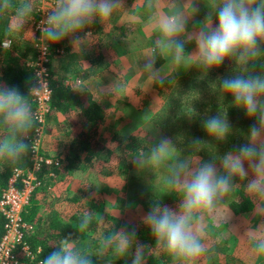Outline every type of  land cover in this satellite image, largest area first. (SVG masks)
<instances>
[{
	"label": "clouds",
	"instance_id": "9594fccd",
	"mask_svg": "<svg viewBox=\"0 0 264 264\" xmlns=\"http://www.w3.org/2000/svg\"><path fill=\"white\" fill-rule=\"evenodd\" d=\"M209 6L214 9L215 23L213 19L208 21L207 16V23L199 27H190L192 18L180 11L153 17L155 46L138 65L140 73L162 87L166 78L161 67H156L158 59L177 67L194 60L192 67L206 75L230 61L234 66L232 72L219 78L218 87L225 97H231V107L242 110L252 121L243 134V142L219 159L205 161L197 155L174 156L176 145L170 138L159 137L150 142L147 135L148 152H140L130 160L137 172L164 169L168 189L181 194L176 209L153 202L141 217L155 247L169 256L173 264H196L205 251L198 223L203 214H211L222 205L224 197L238 187V181L246 182L247 196L264 203V0H209ZM33 8L32 0H22L18 5L13 0H0V19L8 20L9 31L20 32L29 23ZM123 8L124 0H56L38 25L40 39L46 43V48L41 50L46 52L48 47L65 39H69L73 50L80 49L91 34L88 29L97 22L103 25ZM189 43L195 44L191 52L186 51ZM0 47L3 48L2 44ZM42 79L36 76L29 85L28 95L18 87L0 84V132L3 133L0 161L14 164L29 154V141L38 120L29 97L42 90ZM118 87L112 82L104 90ZM71 90L88 93L79 80L72 84ZM198 115L193 109L188 116ZM202 127L216 142H224L232 134L227 114L205 116ZM129 135L134 136V132ZM124 142L127 144V138ZM201 142L195 139L192 145ZM95 213L86 209L74 227L75 233L61 238L39 264H118L121 260L147 264L145 246L139 242L135 227L114 226L113 231L102 235L95 252L83 250L79 246L80 235L76 237V233L89 229ZM246 235L254 251L264 255V223L246 229Z\"/></svg>",
	"mask_w": 264,
	"mask_h": 264
},
{
	"label": "rangeland",
	"instance_id": "374dc122",
	"mask_svg": "<svg viewBox=\"0 0 264 264\" xmlns=\"http://www.w3.org/2000/svg\"><path fill=\"white\" fill-rule=\"evenodd\" d=\"M184 1L186 0H152L149 2L124 0L125 8L116 12L119 14L118 20L113 18L112 21L110 18L103 25L101 24L105 33L103 40H96V42L92 40L93 38L85 40L80 49L73 51L74 57L80 64L83 63L84 66H87L85 62L89 56L93 55L94 60L104 64L108 70L100 71L104 65H97L98 71L90 72L89 69L85 70L86 68L81 67L82 70L79 71L82 73L71 74L69 70L65 69L68 57L71 55L64 44L63 49H59L58 54L53 56L50 62V71L54 73L58 81H62L68 88H71L72 84L79 80L105 113L104 122L99 126L96 137L103 146L99 157L85 172L70 171L68 174L63 170L61 176L55 180V188L60 187L63 176L68 175L72 182L70 184L67 176V183L63 188L65 197L69 198L78 194L84 196L83 201L85 199L100 201L101 198L102 201L98 209H103L102 211L105 210L104 212L110 215L116 228L141 220L142 215L149 210L153 202L159 200L162 204L176 209L179 199H181L178 191H170L166 186V171L164 169L137 172L130 162L132 158L126 153L124 140L129 137L134 138V143L139 144V147L144 146L142 152L147 153L150 149L147 135L150 142L159 137H166L150 123L155 113L163 105L166 95L156 89L155 84L146 74L140 73L138 65L145 53L155 46L157 33L152 27L153 17L180 11L192 18L190 27L192 25L203 26L204 23H207L205 21L207 16L208 21L213 19L215 23L214 9L209 6V0ZM55 2L56 0H37L35 6L43 8L42 12L46 14ZM115 22H119V26L116 28H121L126 23L133 24L132 29L135 31L128 34V31L123 32L124 30L118 29L112 32L113 37L110 38L108 35H110L111 29L115 28ZM32 23L33 20L30 19L25 27L28 44L34 39ZM111 39L113 40L111 41ZM65 42L67 44L68 41ZM87 44H90L89 48H93L95 45L98 48L93 49L91 54H87ZM41 47H46V43L42 40ZM194 48V43L186 45V51L191 52ZM96 54H98L97 58L94 56ZM163 62L162 73L166 79L169 78L171 81H176L179 76L183 75V67L188 70L194 64V60H189L185 65L177 67L166 61ZM79 63L77 64L79 65ZM112 82H116L120 87L106 92L105 86ZM78 114V111H73L71 118L65 120L64 116L58 117L49 113L44 127L47 134L43 135L38 153L45 151L51 156L58 155L57 158L60 161L65 160V157L72 156L73 154H68L70 140L73 139L72 136H77L84 127L83 119L77 116ZM71 120L74 126L70 130H73V133H71V137L66 138L70 128L67 126V122ZM132 131L134 136L129 135ZM109 143L112 144L109 145ZM133 146L135 147V145ZM198 157L202 159L200 156ZM96 186H99V189ZM243 189L245 191L244 184ZM53 191H50L49 194L52 195ZM250 198L254 206L248 213L232 214L224 197L219 208L211 214H203L197 227L201 231L205 251L197 259L196 264H264V255H258L254 251V245L246 235V229L264 223V203L256 202L252 197ZM55 200L54 197L50 203V210L47 209L45 214L50 213L53 208L58 210L65 207L64 202L60 203ZM45 221L46 219L44 223ZM151 253L149 261L157 264L159 251L154 250Z\"/></svg>",
	"mask_w": 264,
	"mask_h": 264
},
{
	"label": "trees",
	"instance_id": "16d2710c",
	"mask_svg": "<svg viewBox=\"0 0 264 264\" xmlns=\"http://www.w3.org/2000/svg\"><path fill=\"white\" fill-rule=\"evenodd\" d=\"M143 1L149 2L152 0ZM21 2L22 0H13V3L17 5ZM36 2L37 0H32L34 8L31 19L34 22L40 17L39 11H37L35 6ZM31 28L33 31V24ZM132 28L133 24L126 23L119 30L128 31V34H131L135 31ZM91 29H96L97 35L100 34L99 26L93 25L88 30L91 31ZM39 38L40 35L34 33V39L31 44L21 47L19 33L9 31L8 20L0 19V45L5 41L10 42L8 48L0 47V84L18 87L21 93L28 95L29 85L35 81L32 64L37 56L35 45L39 43ZM63 44V41H61L47 49L49 55V63L47 64L49 73L48 84L51 92L48 103L49 113L64 116L66 120L71 118L73 111H78L79 114L77 116L83 119L84 127H82L77 136H72L73 130L71 131L70 129L74 126L73 122L72 120L67 122V126L70 128L66 138L71 136L73 138L70 140L68 154L73 155L65 157V160L60 161L57 158L58 155L51 156L45 151H39V156L43 160H49L51 164L43 163L39 167L38 172L35 174L36 186L31 192L28 204L22 212L23 222L34 225L33 232L24 237V242L29 246L34 259L30 261L29 258L20 255L18 258L20 264H39L40 259L46 256L53 247L57 246L61 238L68 233H75L74 227L80 223L81 216L86 209L90 208L96 213L89 229L84 233H76V237L80 235L79 246L83 250L95 252L98 249L102 235H107L113 231L115 226L110 215L104 212L105 210L98 209L102 201L100 197V201L98 199L88 201L85 199L83 201L84 196H79L78 194L69 198L64 197L63 192L65 191L63 188H65L67 183L66 178L68 175L63 176L60 187L55 188L54 185L55 180L60 177L63 170L68 174L70 171L85 172L90 168L93 161L97 160L103 150V146L96 138L97 131L105 119L104 111L95 103L89 92L84 94L74 93L62 81H58V78L50 71V62L53 56L57 54L55 49H63ZM72 62L76 61L72 60ZM163 63L162 59H158L156 67H162ZM233 67L230 61H225L221 67L213 69L208 75L199 72L195 67H191L188 70L183 67L184 73L176 81H171L167 78L165 85L162 87L155 84L156 89L164 92L166 98L150 123L176 145L174 156L195 157L197 155L205 161L212 158L219 159L220 156L230 151L233 146L243 142V134L247 132L252 121L247 119L242 110L231 107V97H225V94L218 87L219 78L230 75ZM73 68L68 67L67 70L71 74H76L79 69L77 67ZM29 99L34 111L36 102L32 96ZM193 109L199 115L195 118H189L188 115L191 114ZM217 113L221 115L227 114V119L232 127V134L224 142H216L214 138L208 137L202 127V120L205 116H214ZM2 134L0 132V135ZM44 134H47L46 130L43 131ZM195 139H199L202 142L193 146L192 141ZM134 140V138L129 137L127 144H125L126 153L131 158H134L144 149V146L139 147V144H135ZM29 142L31 149V140ZM57 164L60 165L58 166ZM30 166L31 150L28 155L14 164L0 161V199L11 175L16 170L25 171ZM67 179H69V176ZM68 181L71 184V178ZM52 190L54 191L51 195L49 193ZM178 195L182 198L179 192ZM54 197L60 203L64 202L65 207H61L58 210L53 208L50 213L45 214L44 212L47 209L50 210V203L54 200ZM225 200L228 209L234 215L248 213L252 211L254 206L250 196H247L242 187H240V181H238V187L225 196ZM41 221L43 222L41 223ZM4 223L5 219L0 212V241L4 236ZM124 227L129 229L132 227L136 228L138 240L145 246V252L148 255L147 264H154L149 261V257L152 256V251L158 249L155 247L152 235L147 227L141 223V220L128 223ZM19 251L20 247H17L16 253L18 254ZM158 251L157 264H173L169 256L160 250ZM118 264H128V261L121 260Z\"/></svg>",
	"mask_w": 264,
	"mask_h": 264
},
{
	"label": "built area",
	"instance_id": "2783aa9c",
	"mask_svg": "<svg viewBox=\"0 0 264 264\" xmlns=\"http://www.w3.org/2000/svg\"><path fill=\"white\" fill-rule=\"evenodd\" d=\"M43 8L38 7L39 19L33 21L34 33L40 35L38 25L45 17L42 12ZM9 41L2 43L3 48H8ZM37 56L32 64L34 68V76H41L42 90L32 95L36 102L34 112L37 114V126L31 138V166L23 170H16L8 179L7 187L3 190L0 199V212L2 213L4 223V236L0 241V264H20L18 258L23 255L33 261L34 255L29 246L24 242L25 235L31 234L34 230V225L25 223L22 220V212L24 207L28 204L31 192L36 186V172H38L41 164H51L49 160H43L38 153V148L41 143L43 131L45 127V120L49 116L48 103L50 100V88L48 84V51L43 52L41 49V39L35 45ZM46 48V47H45ZM59 49L55 50L58 54ZM56 54V55H57ZM47 56V57H46ZM31 66V64H30ZM20 247L17 254L16 249Z\"/></svg>",
	"mask_w": 264,
	"mask_h": 264
},
{
	"label": "crops",
	"instance_id": "0c3cea01",
	"mask_svg": "<svg viewBox=\"0 0 264 264\" xmlns=\"http://www.w3.org/2000/svg\"><path fill=\"white\" fill-rule=\"evenodd\" d=\"M187 1V0H186ZM186 1H184V2H186ZM116 12H118V10L116 11ZM116 12L115 13H113V15H112V17H111V20L113 21V18H115L116 19V21L118 20V17H119V14L117 13L116 14ZM116 24H115V28L113 27L112 29H111V33H110V35H108L110 38H112L113 36H112V32L113 31H116V30H118L119 28H116V27H118L119 26V22L117 23V22H115ZM94 25H97V26H99V28H100V34L99 35H97V33H96V29H91V34L87 37V39L86 40H88V39H91V38H93L92 40H103V34H105L104 33V29H103V26L100 24V23H95ZM113 25H114V22H113ZM25 27H26V25H25ZM90 31V30H89ZM106 32H109V31H107L106 30ZM19 33V37L21 38V44L22 45H20L21 47L23 46V45H30V44H28L27 43V41H28V38H27V33H26V29H24V30H22V31H20V32H18ZM94 36H95V38L96 39H94ZM114 39V38H113ZM113 39H111V41L113 40ZM32 41V40H31ZM65 41H68L67 42V44H66V42ZM128 41V40H127ZM94 42V41H93ZM96 42V41H95ZM63 43H64V45L67 47V49H68V51L70 52L69 54L71 55V57L76 61V62H72V58L71 57H68V61H67V63H66V65H65V69H67L68 67H77V69H81V67L82 68H86L85 70H90V71H92V72H95L96 70L98 71V67H97V65H104V64H102V63H98V62H96V60H94V57H93V55L92 56H89V59L87 60V62H85L86 64H87V66H84L83 65V63L82 64H80L79 62H78V59H76L74 56H75V54L73 53V51H75V50H73L72 49V47H71V44H70V41H69V39H65V40H63ZM89 45L90 44H87V51H86V53L87 54H91V52H92V50L94 49H97L98 47L95 45V46H93V48H89ZM91 45H94V44H91ZM74 54H72V53ZM96 58L98 57V54H96V55H94ZM0 61H1V54H0ZM73 63V64H72ZM77 63H79V65L77 64ZM77 64V65H76ZM76 65V66H75ZM100 68V67H99ZM74 69V68H73ZM108 70V68H106V66L104 65V68H102L100 71H102V70ZM76 70V69H75ZM82 70V69H81ZM78 71V70H77ZM78 73H82V72H77L76 74H78ZM58 117H60V115H57ZM60 176H61V174H60ZM245 181H240V187H242V189H243V184L245 185ZM244 190V189H243ZM64 197H65V195H64ZM43 221H41V223H42Z\"/></svg>",
	"mask_w": 264,
	"mask_h": 264
}]
</instances>
